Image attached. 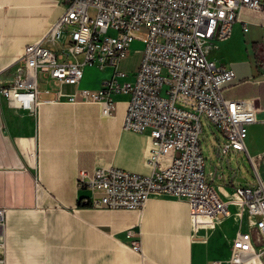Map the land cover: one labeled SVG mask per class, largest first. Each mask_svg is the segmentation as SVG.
I'll return each instance as SVG.
<instances>
[{
	"label": "crops",
	"instance_id": "crops-1",
	"mask_svg": "<svg viewBox=\"0 0 264 264\" xmlns=\"http://www.w3.org/2000/svg\"><path fill=\"white\" fill-rule=\"evenodd\" d=\"M64 10V0H0L2 81L13 80L26 45L44 37ZM132 47L120 64L128 73L137 70L143 43L136 40ZM211 58L236 73L226 97L250 99L259 108V121L249 127L247 153H232H246L264 183V7L241 10L232 35L214 43ZM113 75L111 67L86 66L79 86L52 83L51 93L39 88L40 99L53 101L42 103L37 114L13 109L0 99V207L7 209L6 225L0 229L1 263L233 264L238 231L250 230L259 239L252 227L256 219L243 206L231 207V215L219 214L212 226L195 227L189 203L169 194L153 195L142 209L85 205L100 193L79 187L81 169L114 165L145 175L152 172L147 164L149 132L124 128L128 95H114L109 116L103 115L100 103L57 98L58 90L71 95L78 87L99 89ZM215 140L218 158L210 149L205 172L223 199L234 197L239 186L257 184L254 174H240L229 158L219 156L225 141L219 130ZM133 240L141 242L140 252L132 249Z\"/></svg>",
	"mask_w": 264,
	"mask_h": 264
},
{
	"label": "built area",
	"instance_id": "built-area-1",
	"mask_svg": "<svg viewBox=\"0 0 264 264\" xmlns=\"http://www.w3.org/2000/svg\"><path fill=\"white\" fill-rule=\"evenodd\" d=\"M65 10L39 41L26 45L15 67L14 78L0 79V99L9 107L37 114L40 105L39 75L50 85L79 86L84 68L111 67L114 75L99 89L77 88L71 95L57 91V98L100 103L112 115L116 94L129 96L124 128L149 132L150 174L114 165L81 169L78 185L100 194L85 204L96 208L142 209L153 195L185 199L195 227L212 226L219 214L243 206L256 219V240L250 230L233 239V264H264V183L236 188L223 199L206 177L201 147L202 117L224 136L219 156L232 151L247 153L249 127L258 122L259 108L250 99H229L226 88L235 80L233 69L211 58L214 43L228 39L241 10L260 11L264 0H64ZM94 14H90V10ZM245 32L248 31L246 27ZM113 31V33H111ZM144 43L137 70L120 69L133 43ZM120 79H124L120 81ZM264 112V107L262 108ZM264 121V118H263ZM7 209L0 207V229ZM0 232V237H1ZM132 231L128 237H132ZM1 239V238H0ZM132 249L140 252L141 242Z\"/></svg>",
	"mask_w": 264,
	"mask_h": 264
},
{
	"label": "rangeland",
	"instance_id": "rangeland-1",
	"mask_svg": "<svg viewBox=\"0 0 264 264\" xmlns=\"http://www.w3.org/2000/svg\"><path fill=\"white\" fill-rule=\"evenodd\" d=\"M94 13L95 11L93 9L90 10V14H94ZM111 33H113V31H111ZM143 47H144V43H143ZM38 86L40 89H45L47 87V84L44 81L43 75L41 74L39 75ZM201 120H202V125H203V130H204L203 133L201 134V147H202L205 159H206V165L210 167L211 160H210V156L208 155L209 150L211 149L213 151L212 153L214 154V156L218 158V155H217L218 144H217V141L215 140V136L218 135V130L214 126L209 124V122L207 121L205 117H202ZM213 146H215L216 149H214ZM224 157L230 159V163L232 167L235 170H238L240 174L246 177L253 176L254 174L255 178L258 179L257 176L255 175V172L253 171L250 160L246 153H242V152L232 153L231 152L230 155L228 156L226 155Z\"/></svg>",
	"mask_w": 264,
	"mask_h": 264
},
{
	"label": "bare ground",
	"instance_id": "bare-ground-1",
	"mask_svg": "<svg viewBox=\"0 0 264 264\" xmlns=\"http://www.w3.org/2000/svg\"><path fill=\"white\" fill-rule=\"evenodd\" d=\"M0 264H2L1 261H0Z\"/></svg>",
	"mask_w": 264,
	"mask_h": 264
},
{
	"label": "trees",
	"instance_id": "trees-1",
	"mask_svg": "<svg viewBox=\"0 0 264 264\" xmlns=\"http://www.w3.org/2000/svg\"><path fill=\"white\" fill-rule=\"evenodd\" d=\"M85 205H87V204H85Z\"/></svg>",
	"mask_w": 264,
	"mask_h": 264
}]
</instances>
